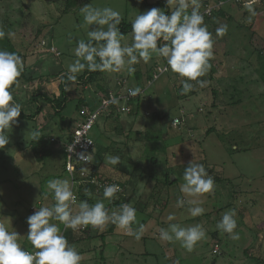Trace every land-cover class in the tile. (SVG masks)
<instances>
[{
    "label": "rangeland",
    "instance_id": "1",
    "mask_svg": "<svg viewBox=\"0 0 264 264\" xmlns=\"http://www.w3.org/2000/svg\"><path fill=\"white\" fill-rule=\"evenodd\" d=\"M201 1V13L221 5L232 17L205 20L215 41L210 62L216 68L214 79L207 80L206 86L190 81L194 91L182 94V78L171 75L169 70L148 81L158 67L165 66L163 58L155 54L147 63L140 60L133 65L134 73L129 74L126 69L103 72L104 86H114L120 79L126 82L121 89L130 86L140 92L130 104V113L120 114L117 124L122 127L121 134H115V121L110 125L103 115H98L91 130L95 140L91 157L109 171L117 168L129 173L124 203L136 208L137 222L132 227L142 226L143 235L136 239L115 226L111 229L112 224L103 231L89 225L86 235L79 231L81 228L65 229L53 220L81 254V264H257L250 254L264 257V83L256 73V53L262 50L264 54V1L257 0L253 5L256 14L251 23L250 13L243 6L245 0H208L203 8ZM86 4L111 7L128 21L150 9L141 0H78L76 7L63 13L64 0H0V29L25 55L24 67L33 70V74H47L17 85L15 97L31 118L18 117V123L7 130L9 143L0 149V223L9 231L15 230L20 235L18 242L29 252L37 249L27 239L26 218L36 208L54 203L47 188L49 180L70 181L59 147L79 119L78 99L85 96L95 106L100 100L93 85L75 82L68 88L66 105L59 116L53 117V108L41 99L30 100L36 90L49 95L57 93L59 77L68 72V66L76 59L77 40H87V32L96 27L84 22L80 9ZM158 8L165 10L164 5ZM169 8L172 10V6ZM220 24H227L228 31L223 37H216L215 29ZM121 43L131 45L132 33L124 35ZM51 46L58 55L50 52ZM212 86L218 88L215 105ZM231 91L236 94L235 99H241L239 103L230 104ZM39 105L43 110L36 116ZM155 111L160 118L152 116ZM175 118L181 120L179 125L173 124ZM209 128L212 131L207 133ZM35 131L56 138L50 156L42 160L29 146ZM104 141H113V149L102 150ZM115 156L120 162L113 165L110 158ZM190 161L211 168L207 172L213 178L219 175L220 181L214 183L212 192L187 194L180 190ZM167 178L176 180L168 184ZM89 195L90 205L102 201L107 206L109 200L103 194ZM181 200L183 206H178ZM79 202L72 205L73 214L79 210ZM193 206H202L204 214L191 216L188 209ZM106 208L111 212L120 206ZM231 209L236 210L234 233L238 239L217 228L223 214ZM169 213L175 215V220H167ZM170 223L182 227L201 225L205 238L191 252L179 241H163L159 230L168 229Z\"/></svg>",
    "mask_w": 264,
    "mask_h": 264
},
{
    "label": "clouds",
    "instance_id": "2",
    "mask_svg": "<svg viewBox=\"0 0 264 264\" xmlns=\"http://www.w3.org/2000/svg\"><path fill=\"white\" fill-rule=\"evenodd\" d=\"M257 0H245L244 8L250 13L251 23ZM167 6H172L170 12L152 7L140 12L131 20L132 44L122 45L123 34L119 25L122 15L111 7L96 8L86 4L80 9L86 25H96L87 32V40L78 39L74 49L75 61L68 66L67 79L74 81L78 73L87 69L89 72H120L127 70L135 72L133 65L140 60L147 63L155 54L167 61V68L178 74L181 80V93L192 91L195 81L200 87L206 86V81L199 78L211 68L210 61L214 57L213 33L208 30L204 14L199 10V0H166ZM191 7V12L188 9ZM106 26V29H105ZM228 31L227 24H220L215 29L216 37H223ZM0 29V39L5 37ZM163 41V43H161ZM24 70L22 58L16 52L0 50V149L9 143L7 130L17 124L22 107L15 102L12 88L18 85V78ZM167 70V69H166ZM140 92L139 88L130 89L132 96ZM33 138L40 133L33 132ZM71 150V148L69 149ZM80 159L89 162L90 157L81 153ZM120 162L118 156L111 157L110 163ZM184 183L180 190L187 194L210 193L214 188V179L203 164L190 161L183 174ZM75 185L68 179H53L47 182L54 203L51 206L36 208L33 214L26 218L28 224L27 239L37 249L26 251L18 242L20 235L9 231L4 223H0V264H81L82 256L62 234L59 221L65 229L79 230L88 227L103 231L109 224L123 231V234L140 239L141 229H133L137 222L136 208L124 203L119 210H109L102 201L90 205L86 200L79 202L78 211L73 214L72 205L76 203ZM118 184L104 186L103 197L111 201L120 192ZM183 206V201H178ZM193 217L203 215L202 206L188 209ZM236 210L225 212L217 223V228L228 233L232 239H238L234 233L237 227ZM168 221L175 220V215L169 213ZM201 225L182 227L170 223L168 229L159 230V238L163 241H179L181 246L191 252L197 242L205 238Z\"/></svg>",
    "mask_w": 264,
    "mask_h": 264
},
{
    "label": "trees",
    "instance_id": "3",
    "mask_svg": "<svg viewBox=\"0 0 264 264\" xmlns=\"http://www.w3.org/2000/svg\"><path fill=\"white\" fill-rule=\"evenodd\" d=\"M77 1L78 0H64V10H63V13L67 12V11H70L72 8L76 7L77 5ZM207 1L208 0H202L201 1V8L207 6ZM219 2H221L222 0H217ZM264 1V0H262ZM141 3L149 8H152V7H159L161 5H164L165 6V12H170V8L169 6L166 5V1L165 0H141ZM189 12H191V10H188ZM204 14V20H209L211 22V18H223V19H228V20H231L232 17L230 16V14H228V12L225 11V9H222L221 5L218 6V8H211L208 11H206V13H203ZM131 21H128L126 20L125 18L122 17V23L119 25L120 29H121V32L124 35H127L129 33H132L131 31ZM5 32V31H4ZM39 32V30H38ZM5 37L3 39H0V50H6V51H10V52H16L17 54L20 55V57H24L25 55L20 52L17 47L15 46V44L12 42L11 38H10V35L5 32ZM40 34V32L38 33ZM42 43V42H41ZM39 43V44H41ZM50 52H53L55 53L56 55H58L59 53L57 52V50L55 48H53L52 46L50 47ZM257 60H258V64H257V67H256V73L258 75V78L260 79L261 82L264 83V54L262 52V50H259L257 53ZM23 59V58H22ZM164 62H165V70L164 71H159V68H163V67H158L157 68V72H154L153 74H156L157 77L159 74H162L164 72H166L167 70H169L170 74H175V75H178L174 72H172L170 70V68H167V61L166 59H164ZM211 64V62H210ZM167 69V70H166ZM216 72V68L213 64H211V68L210 70L207 72V74H205L204 76L200 77L199 79L200 80H204V81H209V80H213L214 77H213V74ZM44 76H47L46 73L44 74H33V70H30V69H26L24 67V70L21 74V76L18 78L19 82L21 81H27V82H30V81H35L36 79H41L43 78ZM156 77V78H157ZM103 78V72L101 71H95V72H89L87 69H85L79 76H76V79L74 81H69L67 79V73H64L62 74L60 77H59V82L57 84V93H53L51 95L45 93V92H42L41 90L39 91H34L32 92V94L30 95L31 99L30 100H37V99H41L45 104H48L51 106V108H53V113H54V116L53 117H56V116H59L61 111L64 109L65 105H66V100H67V93H68V88L69 86L72 85V82H75L77 84H80L82 86H86L88 84L90 85H93L94 86V92L98 94V96H100V100H99V104L97 106H95V104L93 102H89V99H87V97L85 96H82L78 99V102L76 104V109L78 110V115H79V119L77 120V123H80L81 121H83L85 119V114L81 112L82 109L84 108H88L89 110H94V109H97V107L100 105V101L103 97H107L108 96V93L110 91H112L115 96L117 95H120V94H123L126 92V89H133L132 87L128 86L127 88H123L121 89L122 86L125 85V80H117L116 84H113L114 86H111V87H106L104 86L102 83H101V80ZM153 79H156L154 78L152 75H149L148 76V81H151ZM19 84V83H18ZM16 87L17 85H14L13 88H12V91H13V95H14V100L15 102L19 103L18 102V99L15 97V94H14V91L16 90ZM193 91H194V88H193ZM211 92L214 96V101L212 102V105H215L217 104L218 102H216V99L219 98V96L217 95V92H218V88H216V86H212L211 87ZM236 92V91H235ZM230 94V104H236V103H239L240 102V98L238 97L237 99H235L236 94L233 93L232 91L229 93ZM136 96H132L130 98V100H124V99H121V100H116V101H113L110 103L109 107L107 108V113H103L101 112L99 115H103L104 118H105V121L106 122H109L110 125H111V121H115L116 125L113 127L114 128V131H115V134H121L122 133V127L121 125L117 124L118 121H119V117H120V114L121 113H130V104H132V101H135L136 100ZM129 99V98H128ZM94 100V99H92ZM219 100V99H218ZM122 105H125L127 106L129 109L127 111H120V107ZM43 110V106L42 105H39L37 106L36 108V111H35V115L38 116L40 115V113L42 112ZM132 111V110H131ZM149 114V113H148ZM147 114V115H148ZM29 117L31 118V115L27 114V113H24L23 111H21V115L20 117ZM152 116L153 117H156V118H160V115L158 112H153L152 113ZM99 116H97L98 118ZM96 118V120H97ZM175 119H178V123L177 124H174V125H179L181 123V120L179 118H175ZM96 120L93 124V126L96 124ZM75 125V126H76ZM92 126V128H93ZM75 128V127H74ZM91 128V130H92ZM73 130L70 132L69 136L66 138L65 142L62 143L61 147H59V150L62 151L63 153V167H64V170L67 172L66 170V151H65V147H66V144L68 143V141L72 138L73 136ZM212 131V128H209L207 130V133ZM37 132V131H35ZM91 133V132H90ZM92 136V135H91ZM93 138V137H92ZM94 141V144H95V140L93 139ZM56 143V138L50 134H40V137L37 138V139H34L32 137L31 141H30V149L31 151L33 152V154L36 156V158L38 160H42L43 158L47 157V156H50L51 154V151H52V146ZM114 147V142H110V143H105L104 141V144H102L101 148L102 150H111L113 149ZM99 151V150H98ZM97 151V152H98ZM117 151V150H116ZM96 152V153H97ZM96 153H94L96 155ZM82 168L81 165H76V171L74 173V175H70L68 172L67 174L69 175V179H70V182L72 184L75 185L74 188H76L74 190V193L76 195V202L77 201H82V200H86L89 204L91 203L90 201V193H99V194H103L104 190H101L99 189L98 185L95 183V182H91L89 181L88 179H86L87 177H80L78 175V170ZM90 172L91 173V176H96V180L99 182H102L104 184L106 183H109V184H118L120 186V189L121 191L116 193V196L111 200V201H108V204L106 207H112L113 205H119L121 206L124 201H125V194H126V188L129 187L130 185V176H129V173L126 172V170H117V168H114L113 170H107V167L105 166V164H102L101 163H97L95 161H92L90 167ZM208 172L211 171V168H206ZM88 170V169H87ZM89 171V170H88ZM109 171V172H108ZM116 171V172H115ZM115 172V173H113ZM215 182H218L220 181V178H219V175H216V177L213 178ZM175 178L172 179V180H169V178L166 179V182L168 184H172L175 182ZM77 181L79 182V184H77ZM126 191V192H125ZM115 225H112L111 226V229L114 227ZM88 227H81V229L79 231L83 232L84 234L86 235H89L88 234ZM85 231H87L85 233ZM97 235H100V233H97ZM74 237H72L71 239H74ZM102 246V245H100ZM97 248H99V246H97ZM27 251V250H26ZM100 257L102 260H104V256H103V250L100 249ZM249 257H252L254 259L255 262H257V264H264V257H259V256H254V255H251Z\"/></svg>",
    "mask_w": 264,
    "mask_h": 264
},
{
    "label": "built area",
    "instance_id": "4",
    "mask_svg": "<svg viewBox=\"0 0 264 264\" xmlns=\"http://www.w3.org/2000/svg\"><path fill=\"white\" fill-rule=\"evenodd\" d=\"M210 9L211 8H209V10ZM209 10L207 11L209 12ZM164 70H165V67L159 68V71H164ZM153 77L156 78L157 75L153 74ZM129 90L130 89H126L125 93L117 95V96H115V94L112 91H110L107 97H103L101 99L100 105L97 107V109H94V110H89L88 108L82 109L81 112L85 114V119L75 126L73 130V136L68 141L65 147L66 157H67L66 159L67 172L72 176L77 170L76 165L78 164L81 165L82 168L78 170V175L82 178L87 177L86 179H88L92 183L95 182L98 185L99 189L101 190H104V186L109 185V183L104 184L100 181L98 182L95 179L96 176H91V173H89L90 172L89 167L92 163L91 152L94 146V141L90 133L91 128L97 116L101 112L107 113V108L109 107L111 102L116 101V100H121V99H124L127 101L130 100L132 95L129 94ZM128 109L129 108L125 105H122L120 107V111H127ZM177 123H178V119H174L173 124H177ZM70 148L71 150H69ZM81 153L90 157V161L87 162V161H84L83 159H80L79 155ZM77 184H79L78 181H77Z\"/></svg>",
    "mask_w": 264,
    "mask_h": 264
}]
</instances>
